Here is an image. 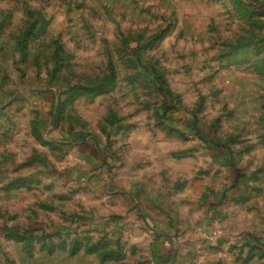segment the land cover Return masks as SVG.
<instances>
[{
  "label": "rangeland",
  "instance_id": "rangeland-1",
  "mask_svg": "<svg viewBox=\"0 0 264 264\" xmlns=\"http://www.w3.org/2000/svg\"><path fill=\"white\" fill-rule=\"evenodd\" d=\"M0 264H264V0H0Z\"/></svg>",
  "mask_w": 264,
  "mask_h": 264
},
{
  "label": "trees",
  "instance_id": "trees-1",
  "mask_svg": "<svg viewBox=\"0 0 264 264\" xmlns=\"http://www.w3.org/2000/svg\"><path fill=\"white\" fill-rule=\"evenodd\" d=\"M76 250H77V248H76ZM76 250L74 252H76ZM74 252H72V255H73Z\"/></svg>",
  "mask_w": 264,
  "mask_h": 264
}]
</instances>
